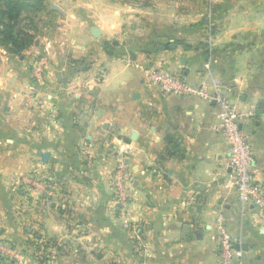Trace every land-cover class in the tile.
<instances>
[{
    "label": "crops",
    "instance_id": "crops-1",
    "mask_svg": "<svg viewBox=\"0 0 264 264\" xmlns=\"http://www.w3.org/2000/svg\"><path fill=\"white\" fill-rule=\"evenodd\" d=\"M44 3L35 44L0 47V246L15 255L0 249V264H218L217 218L245 264H264V212L227 186L218 106L143 78L161 66L209 80L250 111L264 188V0ZM118 154L126 206L111 183Z\"/></svg>",
    "mask_w": 264,
    "mask_h": 264
},
{
    "label": "built area",
    "instance_id": "built-area-1",
    "mask_svg": "<svg viewBox=\"0 0 264 264\" xmlns=\"http://www.w3.org/2000/svg\"><path fill=\"white\" fill-rule=\"evenodd\" d=\"M43 74L42 60L34 61V80L41 82ZM143 78L165 94L197 95L215 102L219 108V122L215 130L226 142L227 186L235 190L242 205L252 204L264 212V188L256 179L255 154L249 143V136L242 128V122L251 116V112L239 108L236 101L224 97L209 80L190 83L179 73L161 66H146L143 69ZM21 181L27 189L40 188L43 183V181L39 182L28 176ZM111 183L115 201L121 206H126L132 182L124 154L117 155ZM215 230L218 242V264H245V252L235 245V240L227 231L221 218H217ZM0 249L1 252L10 251L14 255L5 247L0 246Z\"/></svg>",
    "mask_w": 264,
    "mask_h": 264
},
{
    "label": "trees",
    "instance_id": "trees-1",
    "mask_svg": "<svg viewBox=\"0 0 264 264\" xmlns=\"http://www.w3.org/2000/svg\"><path fill=\"white\" fill-rule=\"evenodd\" d=\"M45 0H0V47L19 54L38 39Z\"/></svg>",
    "mask_w": 264,
    "mask_h": 264
},
{
    "label": "water",
    "instance_id": "water-1",
    "mask_svg": "<svg viewBox=\"0 0 264 264\" xmlns=\"http://www.w3.org/2000/svg\"><path fill=\"white\" fill-rule=\"evenodd\" d=\"M52 9H57V7H55L54 5H51L50 6ZM97 32V31H96ZM95 33V32H94ZM47 157H48V154L47 153H44L43 154V160H46L47 159ZM238 247V246H237Z\"/></svg>",
    "mask_w": 264,
    "mask_h": 264
},
{
    "label": "rangeland",
    "instance_id": "rangeland-1",
    "mask_svg": "<svg viewBox=\"0 0 264 264\" xmlns=\"http://www.w3.org/2000/svg\"><path fill=\"white\" fill-rule=\"evenodd\" d=\"M46 22H47V20L45 21L44 18L43 19H40L38 25L43 26V25H45ZM26 193H29V192L27 191ZM25 197H27V196H25Z\"/></svg>",
    "mask_w": 264,
    "mask_h": 264
}]
</instances>
